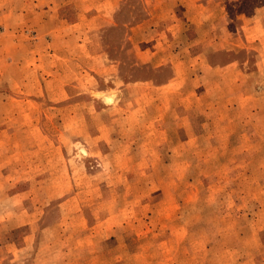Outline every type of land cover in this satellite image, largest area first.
<instances>
[{
    "label": "rangeland",
    "instance_id": "374dc122",
    "mask_svg": "<svg viewBox=\"0 0 264 264\" xmlns=\"http://www.w3.org/2000/svg\"><path fill=\"white\" fill-rule=\"evenodd\" d=\"M54 1L83 47L0 0V264H264V0Z\"/></svg>",
    "mask_w": 264,
    "mask_h": 264
},
{
    "label": "crops",
    "instance_id": "0c3cea01",
    "mask_svg": "<svg viewBox=\"0 0 264 264\" xmlns=\"http://www.w3.org/2000/svg\"><path fill=\"white\" fill-rule=\"evenodd\" d=\"M25 1V5H29L28 8L24 7V9H29L33 5V11L32 13H29V11L24 12V10H20L19 15L24 19L30 14V17H28V21H31V25L26 26H32L35 29V37H33L32 42L36 46L44 45L47 44L49 47H51L54 43L57 44L59 42L61 44V49H68L69 50V45L71 42V38L73 42L75 41L78 46L83 47L84 42H79L78 40H75L73 38L78 37V30L77 32H72L70 27L78 26L79 22L75 21V23H72L70 25L66 19L61 18V20L58 19L59 14L55 13V1L54 0H23ZM57 2V1H56ZM62 2V1H61ZM22 30L23 26L21 25ZM76 29V28H75ZM23 37V33L21 35ZM26 38V37H25ZM27 39V38H26ZM69 44V45H67ZM67 47V48H66ZM38 48L35 50L36 54H38L37 57V74L35 75L37 77V80L39 81L40 85H42L40 77L41 73L39 72V69L45 68L47 69L48 66V60L49 58L46 56V54H41L40 50L37 51ZM48 53V52H46ZM50 57L52 59L59 58L61 59L62 62L67 63L65 66L64 64L62 65L63 67H69V62H71L73 59L72 57H69L65 54L58 55L57 53H49ZM75 57V56H74ZM73 57V58H74ZM45 61V64L43 63ZM53 65V64H52ZM28 65L25 64V62H21V69H25ZM70 68V67H69ZM40 76V77H39ZM43 76V75H42ZM49 78V76H47ZM49 82H52L51 79H49Z\"/></svg>",
    "mask_w": 264,
    "mask_h": 264
},
{
    "label": "bare ground",
    "instance_id": "6f19581e",
    "mask_svg": "<svg viewBox=\"0 0 264 264\" xmlns=\"http://www.w3.org/2000/svg\"><path fill=\"white\" fill-rule=\"evenodd\" d=\"M116 95L113 93L103 94L102 99L106 103H113L115 101Z\"/></svg>",
    "mask_w": 264,
    "mask_h": 264
}]
</instances>
